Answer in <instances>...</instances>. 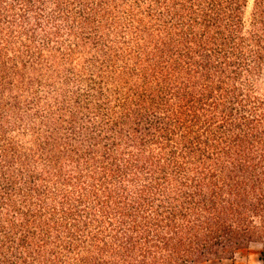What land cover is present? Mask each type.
Here are the masks:
<instances>
[{"label": "trees", "instance_id": "obj_1", "mask_svg": "<svg viewBox=\"0 0 264 264\" xmlns=\"http://www.w3.org/2000/svg\"><path fill=\"white\" fill-rule=\"evenodd\" d=\"M0 0V264H203L264 242V0Z\"/></svg>", "mask_w": 264, "mask_h": 264}, {"label": "rangeland", "instance_id": "obj_2", "mask_svg": "<svg viewBox=\"0 0 264 264\" xmlns=\"http://www.w3.org/2000/svg\"><path fill=\"white\" fill-rule=\"evenodd\" d=\"M251 3L252 0H248L247 13L251 9ZM203 264H264V242L239 249L231 258L211 259Z\"/></svg>", "mask_w": 264, "mask_h": 264}]
</instances>
